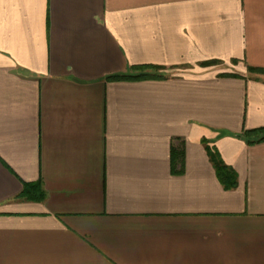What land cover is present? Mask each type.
Returning <instances> with one entry per match:
<instances>
[{
	"label": "crops",
	"instance_id": "0c3cea01",
	"mask_svg": "<svg viewBox=\"0 0 264 264\" xmlns=\"http://www.w3.org/2000/svg\"><path fill=\"white\" fill-rule=\"evenodd\" d=\"M250 67L264 0H0V264H264Z\"/></svg>",
	"mask_w": 264,
	"mask_h": 264
},
{
	"label": "trees",
	"instance_id": "16d2710c",
	"mask_svg": "<svg viewBox=\"0 0 264 264\" xmlns=\"http://www.w3.org/2000/svg\"><path fill=\"white\" fill-rule=\"evenodd\" d=\"M144 67L152 66H135L133 69H143ZM252 71L264 72L261 68H249ZM142 76V75H141ZM140 75L123 74V75H113L109 76L110 80H125V79H135L139 78ZM238 137L243 138L248 144H256L264 141V127L254 128V129H244L241 133L237 134ZM205 144L208 156L213 163L217 176L220 182L223 184L225 189H233L238 185V174L235 169L225 163L219 150L215 146H211L207 140H203ZM175 152L173 151V155ZM23 197L29 200L42 201L45 199V192L42 189L41 183H25L23 190Z\"/></svg>",
	"mask_w": 264,
	"mask_h": 264
},
{
	"label": "rangeland",
	"instance_id": "374dc122",
	"mask_svg": "<svg viewBox=\"0 0 264 264\" xmlns=\"http://www.w3.org/2000/svg\"><path fill=\"white\" fill-rule=\"evenodd\" d=\"M223 63V61H221V60H211L209 63H208V65H211V64H214V65H221ZM233 64L232 65H235V64H237V60H233V62H232ZM249 71H250V73H260V74H264V72H259V71H252V70H250L249 69ZM221 75H232V74H230V73H223V74H221ZM233 75H236V74H233ZM236 76H239V75H236Z\"/></svg>",
	"mask_w": 264,
	"mask_h": 264
}]
</instances>
